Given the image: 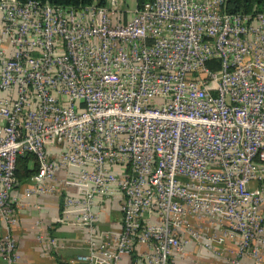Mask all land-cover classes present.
I'll use <instances>...</instances> for the list:
<instances>
[{
    "label": "built area",
    "instance_id": "built-area-1",
    "mask_svg": "<svg viewBox=\"0 0 264 264\" xmlns=\"http://www.w3.org/2000/svg\"><path fill=\"white\" fill-rule=\"evenodd\" d=\"M122 3L0 0L3 264H21L19 196L54 193L55 219L85 227L71 264H173L188 242L264 264V8Z\"/></svg>",
    "mask_w": 264,
    "mask_h": 264
},
{
    "label": "crops",
    "instance_id": "crops-1",
    "mask_svg": "<svg viewBox=\"0 0 264 264\" xmlns=\"http://www.w3.org/2000/svg\"><path fill=\"white\" fill-rule=\"evenodd\" d=\"M1 93V92H0ZM20 203L15 206L17 223L12 230L16 241L18 258L21 264H71L68 258L82 250L85 236V227L78 224L61 223L55 217L61 206L60 194H30L20 195ZM37 220V221H36ZM119 212L111 202L107 214L100 213L101 227L116 228ZM41 231L44 237L51 236L64 245L52 247L35 238V233ZM225 245L234 249V241L225 239ZM229 252L221 256L213 255L209 250L198 248L191 242L185 243V252L182 256H175L173 264H190L193 257H197L202 264H228ZM128 256L123 254L119 264H127ZM248 258L241 257L238 264H243ZM0 257V264H3ZM78 264V263H75Z\"/></svg>",
    "mask_w": 264,
    "mask_h": 264
},
{
    "label": "trees",
    "instance_id": "trees-1",
    "mask_svg": "<svg viewBox=\"0 0 264 264\" xmlns=\"http://www.w3.org/2000/svg\"><path fill=\"white\" fill-rule=\"evenodd\" d=\"M61 4H77L89 2L91 0H49ZM104 0H97L98 3ZM144 0H135L139 4ZM225 10L230 12H249L253 8H264V0H225ZM36 163L31 153L24 151L16 154L14 175L19 183L25 182L30 174L35 170Z\"/></svg>",
    "mask_w": 264,
    "mask_h": 264
},
{
    "label": "rangeland",
    "instance_id": "rangeland-1",
    "mask_svg": "<svg viewBox=\"0 0 264 264\" xmlns=\"http://www.w3.org/2000/svg\"><path fill=\"white\" fill-rule=\"evenodd\" d=\"M122 2V7H127L128 9H131L135 4V0H122Z\"/></svg>",
    "mask_w": 264,
    "mask_h": 264
}]
</instances>
